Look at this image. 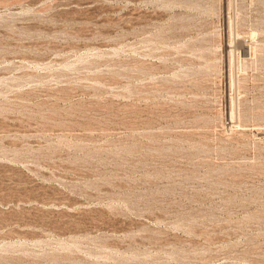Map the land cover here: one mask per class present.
<instances>
[{
	"label": "rangeland",
	"instance_id": "obj_1",
	"mask_svg": "<svg viewBox=\"0 0 264 264\" xmlns=\"http://www.w3.org/2000/svg\"><path fill=\"white\" fill-rule=\"evenodd\" d=\"M0 264H264V0H0Z\"/></svg>",
	"mask_w": 264,
	"mask_h": 264
}]
</instances>
